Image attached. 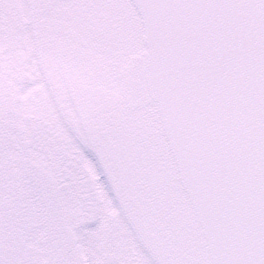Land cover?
Listing matches in <instances>:
<instances>
[{
    "label": "flooded vegetation",
    "instance_id": "af4514ba",
    "mask_svg": "<svg viewBox=\"0 0 264 264\" xmlns=\"http://www.w3.org/2000/svg\"><path fill=\"white\" fill-rule=\"evenodd\" d=\"M47 1L43 0L42 3L41 0H33L32 23L37 27L36 47L44 67L16 69L12 80L17 81V87L8 83L5 71L0 69V173L4 182L5 209L9 213L17 212L19 219L25 220L26 195L27 192H34L36 212L32 211L33 214L44 220H64L70 214L65 211L59 195L64 189L66 191L70 188L80 199L79 207L74 208L85 218H88L90 204L93 220L100 211L99 204L104 212L105 204L102 199H89L92 191L88 189V182L83 181L86 175L90 176V172L91 176L97 172L95 164L88 160L87 153L84 157L80 156L74 165L69 160L71 156L73 160L75 154L81 151L72 142L74 134L83 141L89 140L88 143L95 146L102 159H99V166L108 163L107 170H116L118 179L112 177V180L118 191L128 188L131 196L116 199L126 209L127 219L133 225L142 226L145 216L154 215L152 225L167 226V235H174L179 226L184 227L180 218V199L167 211L163 201L168 199L153 197L159 193L165 196L169 184L155 188L148 184V177L152 172L165 173L166 170V153L158 124L150 123L146 114L135 113L130 106L113 100L110 96L106 103L98 92H93L91 96L87 83L79 86L74 77L79 75V70L56 68L55 47L54 44L51 46V42L57 39L76 40L78 35L88 34L89 31L99 32L102 27L96 26L93 21H87L82 30L77 31L72 29L71 23L60 21L55 24L54 34L47 37L39 29L41 11L48 8ZM17 2L18 0H2L4 8L11 12L16 9L18 11ZM49 8L50 13L57 14L63 9L70 16L74 13L79 18V10L85 11L89 7L88 0H63L62 4H53ZM16 18L14 14H7L6 25L19 28L22 19L16 21ZM64 28L66 32L62 31ZM48 57L52 62L46 67ZM82 80L84 81L83 76ZM42 81H46V84ZM25 85L30 88L25 89ZM28 103L33 104L34 112L26 114ZM16 104L20 107L19 115L14 109ZM73 146H76L75 153L70 151ZM166 176L169 178V175ZM23 228L24 225L18 231ZM174 241L179 244L177 239ZM39 255L38 248L29 244L25 253L20 256L17 251L1 246L0 264H40ZM196 259L200 260L199 255ZM177 264H184V261L179 260Z\"/></svg>",
    "mask_w": 264,
    "mask_h": 264
},
{
    "label": "water",
    "instance_id": "95a60500",
    "mask_svg": "<svg viewBox=\"0 0 264 264\" xmlns=\"http://www.w3.org/2000/svg\"><path fill=\"white\" fill-rule=\"evenodd\" d=\"M151 10L162 17L160 35L165 31L173 46L186 41L181 59H195L185 108L196 102L208 128L213 113L211 137L224 141L225 157H234L227 176L231 195L204 193L198 209L217 246V264H264V0H169ZM212 78L232 94L215 98ZM195 111L179 117L181 132L185 121L195 122Z\"/></svg>",
    "mask_w": 264,
    "mask_h": 264
},
{
    "label": "rangeland",
    "instance_id": "374dc122",
    "mask_svg": "<svg viewBox=\"0 0 264 264\" xmlns=\"http://www.w3.org/2000/svg\"><path fill=\"white\" fill-rule=\"evenodd\" d=\"M28 1L29 0H22L19 2L21 3L18 6L20 12L15 11L14 14L18 16L20 15L23 22L17 31H11L4 25L5 18L7 14L10 13L7 9H3L2 1L0 0V69L5 71L4 74L6 75V78L8 81L12 82V74L17 68H21L15 64L13 58L14 53L17 50L24 49L27 52V64L25 67L34 68L35 62L37 61V56L34 51L33 27L31 26L33 22V11L28 5ZM90 1H94L96 4H98V6H101L104 4V2L107 4L109 1H115L116 4L119 3L118 11L120 14L117 15L120 18L119 20L123 22V27H120V35L122 38L121 45L124 46L122 51L123 54L121 52L116 53L117 58L115 62L112 60L111 56H106L105 54L94 57L97 59L95 71L98 73V81L96 82L94 91L98 90V93L101 95L105 97L110 96L113 100H118L128 107L130 106L135 113L146 114L150 120V123H156L155 116L153 114L156 111V106L145 103L140 107H136V97L130 91V86L127 84V79L131 76L133 68L138 63V59L142 57L145 51V47L142 43L143 30L139 16L137 15L134 8L126 0ZM98 10L100 11L99 13H102L101 7L98 8ZM108 43L109 42L107 41V44ZM106 47H108V45ZM107 50L109 49L107 48ZM105 52L108 53L106 50ZM89 54L91 56V53ZM83 67H86V65ZM103 71L104 73L102 74ZM110 72L112 74L111 77ZM83 77L85 81L86 77ZM90 77L91 76H89V79L91 80ZM97 85L100 88H98ZM90 95L92 96V94ZM14 109L16 114L19 115V104H16ZM70 151L75 153L74 147H72ZM80 156H83V153L78 152L75 154L73 160L71 156L69 160L71 162L73 161L72 165L77 163V159ZM167 159L168 165H170V170L168 171L171 173V175H173V182L169 186L167 194L172 193L174 196H166L168 200L163 202L166 204V210L170 211L175 204L172 199H186V195L180 188L178 175L173 172V169L171 172V161L169 158ZM93 178L95 181V174ZM83 181L88 182L89 191L92 189L94 190L92 187V181H89V174L85 176ZM1 185L3 186L4 182L1 180L0 174V187ZM176 189H178L179 192ZM70 190V188H67L66 191L64 189L60 193L61 197L59 196V198L62 201L65 211L70 214L68 218L65 219V223L70 232H72V238H74V242L76 244L75 259L78 258V264H166L165 261L167 258L173 263L175 259L179 257L176 253H180L181 250V254L184 253L183 255L189 253L190 247L185 237L192 236L193 232H191L190 229L187 232H182L179 230L176 234H174L179 242L178 244L174 241L175 238L173 234L169 233L167 235L168 231L165 230L167 226H159L155 224L152 229L154 215H149L148 217L145 216V223L142 222V226H138L127 221L125 212L123 214L121 210H115L114 207L109 209L107 206H105V210H109L108 214L110 217L104 220V225L98 226L99 222L97 224H92L89 221L90 217L92 216L91 204L89 207L88 218H85L79 210L74 208L79 207L80 199L76 196L75 191ZM124 191L127 193L128 189H125ZM3 193L4 191L2 190V194L1 192L0 194L3 195ZM91 194L93 193H90L89 196L93 199L94 196ZM1 195L0 199L2 197ZM25 203L26 226H24L22 232L27 236L29 244L35 247L38 246L41 250V254H43V250L46 251L48 249L47 243L44 241V239H49V237L45 238L46 233L48 232V224L44 223L45 220L43 218H39V216H37L35 213H32V211L36 212V200L34 192H27ZM190 214L191 210L185 203V222H187L186 220H189ZM79 215L81 217H79ZM155 215L160 216L157 213H155ZM0 216L2 228V217L4 216V213H0ZM137 218L140 217L137 216ZM160 221L162 222V220ZM53 226L59 230L57 231L52 228V230L56 233H60L61 230L64 231V227L61 225V223L57 225L53 222ZM155 227L160 229L157 230ZM141 228L142 230H140ZM2 229H4V227ZM15 232L16 231L14 230V240L12 243L13 247H16L17 253L19 254ZM151 239L154 242L155 249H152L150 245ZM156 239H158L159 242H157ZM56 243H60L59 239L56 240ZM5 244L7 243L5 242ZM8 246L10 245L7 244L6 247ZM66 250L70 255H66ZM155 250L158 252L163 251L165 253V261L159 260ZM62 252L65 256L62 257V259H73V257L70 258V256H72L71 251L68 249L65 240L64 250ZM76 255L78 257H76ZM167 264L171 263L168 261Z\"/></svg>",
    "mask_w": 264,
    "mask_h": 264
}]
</instances>
